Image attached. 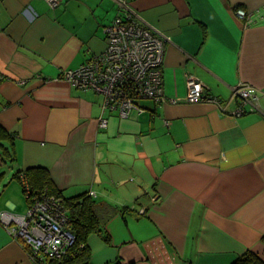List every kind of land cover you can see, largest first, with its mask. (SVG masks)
<instances>
[{
	"label": "crops",
	"instance_id": "1",
	"mask_svg": "<svg viewBox=\"0 0 264 264\" xmlns=\"http://www.w3.org/2000/svg\"><path fill=\"white\" fill-rule=\"evenodd\" d=\"M127 12L166 38L164 101L122 118L60 74L102 53ZM188 75L216 101L186 102ZM238 86L258 100L235 116ZM0 127L13 134L0 212H27L12 174L30 166L65 197L91 194L108 240L88 235L89 264L264 261V0H0ZM0 264H33L1 223Z\"/></svg>",
	"mask_w": 264,
	"mask_h": 264
},
{
	"label": "built area",
	"instance_id": "2",
	"mask_svg": "<svg viewBox=\"0 0 264 264\" xmlns=\"http://www.w3.org/2000/svg\"><path fill=\"white\" fill-rule=\"evenodd\" d=\"M54 8L58 0H45ZM235 17L250 24L245 10L235 9ZM105 50L92 56L75 70L66 69L60 78L81 90H92L103 96V106L117 110L125 118L131 110H140L141 100L164 101L161 68L164 60V39L152 28L140 23L130 14L116 17L105 29ZM188 103L215 102L203 85L192 75L186 78ZM232 97L241 101L233 115L244 113L243 104L258 100V94L248 86H238ZM177 103V100H170ZM227 105V104H226ZM105 120L100 121L104 126ZM91 196V194H89ZM0 223L11 235L28 248L33 264L60 261L74 244L75 237L59 198L45 194L34 196L24 215L0 212Z\"/></svg>",
	"mask_w": 264,
	"mask_h": 264
},
{
	"label": "trees",
	"instance_id": "3",
	"mask_svg": "<svg viewBox=\"0 0 264 264\" xmlns=\"http://www.w3.org/2000/svg\"><path fill=\"white\" fill-rule=\"evenodd\" d=\"M12 136V133L0 127V163L11 158L12 152L7 142ZM1 175L0 172V177ZM12 177L21 184L28 207L34 196L45 194L59 198L65 210L68 226L74 234L75 242L62 260L48 261L46 264H89L90 253L86 244L88 235L95 233L103 240H108L107 235L102 234L100 227V213L103 209L94 203L89 193L83 192L70 197L63 196L53 184L48 170L42 166H30L23 170H16ZM230 264H264V261L254 252L247 250Z\"/></svg>",
	"mask_w": 264,
	"mask_h": 264
},
{
	"label": "bare ground",
	"instance_id": "4",
	"mask_svg": "<svg viewBox=\"0 0 264 264\" xmlns=\"http://www.w3.org/2000/svg\"><path fill=\"white\" fill-rule=\"evenodd\" d=\"M127 14H130V15H132L134 18H136V20H138L140 23H142V24H144V25H146L147 27H149L147 24H145L144 22H142L137 16H135L133 13H131V12H127ZM150 28V27H149ZM106 29V28H105ZM156 33H158L160 36H162L163 37V39H164V56H165V41H166V38L161 34V33H159V32H157V31H155ZM164 61V60H163ZM161 76H162V68H161Z\"/></svg>",
	"mask_w": 264,
	"mask_h": 264
},
{
	"label": "rangeland",
	"instance_id": "5",
	"mask_svg": "<svg viewBox=\"0 0 264 264\" xmlns=\"http://www.w3.org/2000/svg\"><path fill=\"white\" fill-rule=\"evenodd\" d=\"M9 166H10V163L9 162L8 163L2 162L1 165H0V172L2 170H4V173L7 174L8 173V167Z\"/></svg>",
	"mask_w": 264,
	"mask_h": 264
}]
</instances>
